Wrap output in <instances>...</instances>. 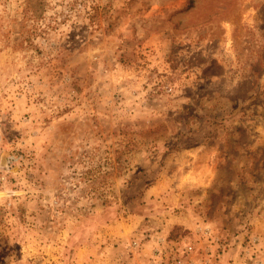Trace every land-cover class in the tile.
<instances>
[{
	"label": "rangeland",
	"instance_id": "rangeland-1",
	"mask_svg": "<svg viewBox=\"0 0 264 264\" xmlns=\"http://www.w3.org/2000/svg\"><path fill=\"white\" fill-rule=\"evenodd\" d=\"M0 0V264H264V0Z\"/></svg>",
	"mask_w": 264,
	"mask_h": 264
},
{
	"label": "trees",
	"instance_id": "trees-1",
	"mask_svg": "<svg viewBox=\"0 0 264 264\" xmlns=\"http://www.w3.org/2000/svg\"><path fill=\"white\" fill-rule=\"evenodd\" d=\"M192 4V1L190 0V5Z\"/></svg>",
	"mask_w": 264,
	"mask_h": 264
}]
</instances>
